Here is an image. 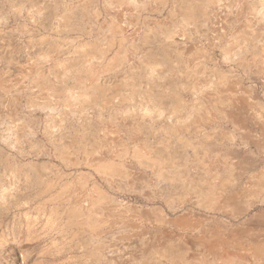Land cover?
Returning <instances> with one entry per match:
<instances>
[{"label":"rangeland","instance_id":"rangeland-1","mask_svg":"<svg viewBox=\"0 0 264 264\" xmlns=\"http://www.w3.org/2000/svg\"><path fill=\"white\" fill-rule=\"evenodd\" d=\"M0 264H264V0H0Z\"/></svg>","mask_w":264,"mask_h":264},{"label":"bare ground","instance_id":"bare-ground-1","mask_svg":"<svg viewBox=\"0 0 264 264\" xmlns=\"http://www.w3.org/2000/svg\"><path fill=\"white\" fill-rule=\"evenodd\" d=\"M73 155V154H72ZM143 156V155H142ZM102 158V157H101ZM183 162V161H182ZM196 167V166H195ZM218 168V167H217ZM218 170V169H217ZM133 187V186H132ZM99 203V202H98ZM94 204V203H93ZM90 211H92V205H91V208H90ZM73 213H74V217L76 218V219H79V221L82 223V224H84L83 223V218L81 219V217H83V215H82V213H81V211H79V210H74L73 209ZM86 213V212H85ZM88 220L89 221H87V224H89V223H91V215H92V212H89L88 214ZM92 218H93V215H92ZM234 226V225H233ZM123 238V237H122ZM129 240V239H128ZM152 240V239H151ZM176 242V241H175Z\"/></svg>","mask_w":264,"mask_h":264}]
</instances>
